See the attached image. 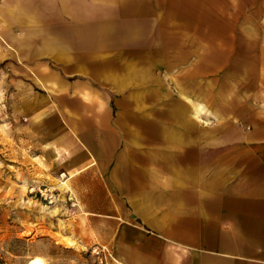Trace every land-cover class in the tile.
<instances>
[{
  "label": "rangeland",
  "instance_id": "obj_1",
  "mask_svg": "<svg viewBox=\"0 0 264 264\" xmlns=\"http://www.w3.org/2000/svg\"><path fill=\"white\" fill-rule=\"evenodd\" d=\"M103 1L0 0V264H115L99 262L102 226L82 210L95 181L61 175L70 145H93L103 111L126 114L139 90L106 69L152 60V90L199 93L202 124L252 113L264 91V0Z\"/></svg>",
  "mask_w": 264,
  "mask_h": 264
},
{
  "label": "crops",
  "instance_id": "obj_2",
  "mask_svg": "<svg viewBox=\"0 0 264 264\" xmlns=\"http://www.w3.org/2000/svg\"><path fill=\"white\" fill-rule=\"evenodd\" d=\"M107 33L94 32L98 53ZM153 68L103 71L106 82L139 90L123 117L103 111L93 145H70L66 174L95 181L96 205L82 210L96 213L104 254L115 264H264V91L252 113L202 124L199 93L153 91Z\"/></svg>",
  "mask_w": 264,
  "mask_h": 264
},
{
  "label": "bare ground",
  "instance_id": "obj_3",
  "mask_svg": "<svg viewBox=\"0 0 264 264\" xmlns=\"http://www.w3.org/2000/svg\"><path fill=\"white\" fill-rule=\"evenodd\" d=\"M63 177H64V175L65 176H68V177H70L71 175H68V174H61ZM61 176V177H62ZM66 182L65 181H62L61 182V184L63 185V184H65ZM67 243H69V242H67ZM71 244V243H70ZM27 264H42V263H40L39 261H37L36 259H33V260H30Z\"/></svg>",
  "mask_w": 264,
  "mask_h": 264
},
{
  "label": "built area",
  "instance_id": "obj_4",
  "mask_svg": "<svg viewBox=\"0 0 264 264\" xmlns=\"http://www.w3.org/2000/svg\"><path fill=\"white\" fill-rule=\"evenodd\" d=\"M100 253H101V257H102V258L99 259V262L102 263V262H103L102 259H103V258L105 259L107 255L104 254L105 252H104V250H103L102 248H101L99 251H97V254H100Z\"/></svg>",
  "mask_w": 264,
  "mask_h": 264
}]
</instances>
